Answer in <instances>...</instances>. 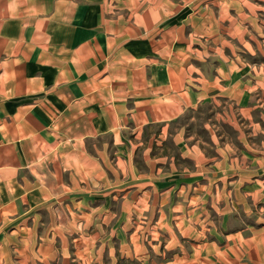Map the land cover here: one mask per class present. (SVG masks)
I'll return each mask as SVG.
<instances>
[{"label":"crops","instance_id":"crops-1","mask_svg":"<svg viewBox=\"0 0 264 264\" xmlns=\"http://www.w3.org/2000/svg\"><path fill=\"white\" fill-rule=\"evenodd\" d=\"M228 104L230 142L176 122ZM264 0H0V264H264Z\"/></svg>","mask_w":264,"mask_h":264},{"label":"rangeland","instance_id":"rangeland-1","mask_svg":"<svg viewBox=\"0 0 264 264\" xmlns=\"http://www.w3.org/2000/svg\"><path fill=\"white\" fill-rule=\"evenodd\" d=\"M229 105L219 103V105L210 104L207 106H203L198 108L194 112H187L181 119H179L176 124L181 127H187V132L191 134H195L199 137L200 141H202L207 148V153L210 157H214V153L210 150L209 146V135L203 130V126L207 124L206 127L211 128L216 135L223 134L230 142H236V134L233 130L227 126H223L221 122V117L223 113L229 110ZM249 207L251 209L252 214L245 216L243 214H239L238 216H225V217H217L214 216V221L218 227H241L245 225H254L255 219L259 216L260 209L264 211V204L255 205L252 202L248 201ZM257 213V214H256ZM261 219H264V216H261Z\"/></svg>","mask_w":264,"mask_h":264}]
</instances>
